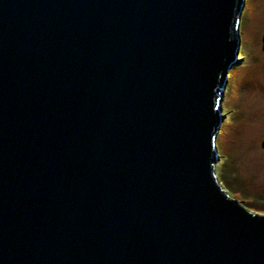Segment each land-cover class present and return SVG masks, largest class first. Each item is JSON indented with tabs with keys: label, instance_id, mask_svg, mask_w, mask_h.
<instances>
[{
	"label": "water",
	"instance_id": "obj_1",
	"mask_svg": "<svg viewBox=\"0 0 264 264\" xmlns=\"http://www.w3.org/2000/svg\"><path fill=\"white\" fill-rule=\"evenodd\" d=\"M245 2L0 0V264H264L215 174Z\"/></svg>",
	"mask_w": 264,
	"mask_h": 264
},
{
	"label": "rangeland",
	"instance_id": "obj_2",
	"mask_svg": "<svg viewBox=\"0 0 264 264\" xmlns=\"http://www.w3.org/2000/svg\"><path fill=\"white\" fill-rule=\"evenodd\" d=\"M264 0H246L240 47L221 101L216 138L219 185L251 212L264 215Z\"/></svg>",
	"mask_w": 264,
	"mask_h": 264
},
{
	"label": "trees",
	"instance_id": "obj_3",
	"mask_svg": "<svg viewBox=\"0 0 264 264\" xmlns=\"http://www.w3.org/2000/svg\"><path fill=\"white\" fill-rule=\"evenodd\" d=\"M227 90V89H226ZM226 90H225V92H226Z\"/></svg>",
	"mask_w": 264,
	"mask_h": 264
}]
</instances>
